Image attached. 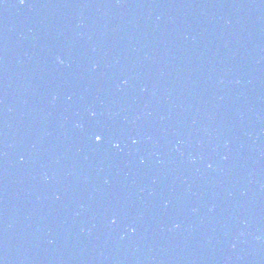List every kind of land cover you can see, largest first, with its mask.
<instances>
[{
  "label": "water",
  "instance_id": "1",
  "mask_svg": "<svg viewBox=\"0 0 264 264\" xmlns=\"http://www.w3.org/2000/svg\"><path fill=\"white\" fill-rule=\"evenodd\" d=\"M0 264H264V0H0Z\"/></svg>",
  "mask_w": 264,
  "mask_h": 264
},
{
  "label": "snow or ice",
  "instance_id": "2",
  "mask_svg": "<svg viewBox=\"0 0 264 264\" xmlns=\"http://www.w3.org/2000/svg\"><path fill=\"white\" fill-rule=\"evenodd\" d=\"M24 2H25V0H21V3H24ZM94 139L99 142V141L103 140V135L102 134H95Z\"/></svg>",
  "mask_w": 264,
  "mask_h": 264
}]
</instances>
